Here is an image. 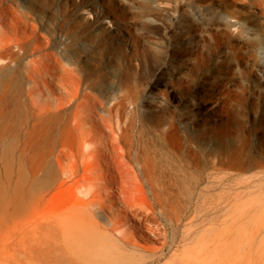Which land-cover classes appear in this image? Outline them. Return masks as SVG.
I'll return each mask as SVG.
<instances>
[{
    "label": "rangeland",
    "instance_id": "rangeland-1",
    "mask_svg": "<svg viewBox=\"0 0 264 264\" xmlns=\"http://www.w3.org/2000/svg\"><path fill=\"white\" fill-rule=\"evenodd\" d=\"M0 264H264V0H0Z\"/></svg>",
    "mask_w": 264,
    "mask_h": 264
},
{
    "label": "bare ground",
    "instance_id": "bare-ground-1",
    "mask_svg": "<svg viewBox=\"0 0 264 264\" xmlns=\"http://www.w3.org/2000/svg\"><path fill=\"white\" fill-rule=\"evenodd\" d=\"M38 58L40 59L41 56H39ZM35 60H36V58L31 59V63H34ZM19 65H20V63H17V66H19ZM24 73H26V75L30 78V80L32 81V84H34V85L37 84L36 79L31 76V74H30L31 70L29 68H26L24 70ZM27 94L29 95V97L31 98V100L34 103H37V100L35 97V91H34V89H32V87L28 88ZM74 119H75V126L79 131V134L81 136V140L83 141V143H85V145L87 147V154L88 155L86 154L85 158L90 157L91 159H93L95 161H99V163H102L103 165L107 166V163L109 162V158L112 155V151L116 147L115 140L117 141V139H115V136L112 135L111 137H104L103 138L104 144L100 145L92 139L93 127L91 125H87V120H85V116H84L83 111L77 110ZM55 159H56L57 164L59 165L60 169L64 173L71 172L72 168L76 167L78 164L76 157L70 156V155L64 153L62 150L55 151ZM100 181H101V178H100V176H98L96 178L95 183L98 184V183H100ZM83 192H84L83 195H86V196L92 195L91 196L92 198L90 200L89 199L88 200L90 203H92L94 205H98L99 207H102V205L104 203H106L105 199L101 200V198L99 197V194L96 192V190L94 192H91L90 190H84V191H82V193ZM123 194H124V192H123ZM123 201L125 202L126 205H129L128 200L126 201V199H124V196H123ZM79 215H80V217H73L72 216V217L66 218V219H69L70 226L72 227V229L70 230L71 232H72V230L79 231V230H84V229L90 228L93 225V223H96V221L94 220V218H92L90 213H88V216L86 215V219H85V217H82V214H79ZM109 224H110V228L113 231H117L119 233L120 237L122 238V240L124 242H131L132 234L128 231V229L126 228V225H124L123 220H111L109 222ZM93 244H95V243H93ZM95 245H97V244H95ZM98 245H99V243H98ZM102 252L104 255H106L108 253V250L103 249L101 251V253Z\"/></svg>",
    "mask_w": 264,
    "mask_h": 264
}]
</instances>
